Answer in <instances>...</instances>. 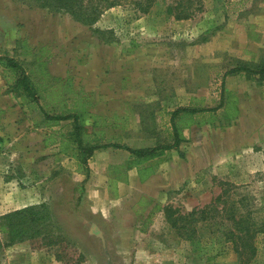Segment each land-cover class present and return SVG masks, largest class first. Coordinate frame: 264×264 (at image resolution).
<instances>
[{
    "label": "rangeland",
    "instance_id": "rangeland-1",
    "mask_svg": "<svg viewBox=\"0 0 264 264\" xmlns=\"http://www.w3.org/2000/svg\"><path fill=\"white\" fill-rule=\"evenodd\" d=\"M10 1L29 8L20 0ZM200 1L195 14L181 21L167 13L171 0H158L145 15L127 5L112 8L95 25L76 32L57 54L80 57L98 54L99 48L115 54H163L161 69L153 70L154 97L171 104L176 92L180 94L176 101L181 103L194 94L204 96V104L216 111L201 116L199 123L209 121L211 129L220 130L225 150L233 152L218 163L214 174L201 173V185H186L165 207L186 215L202 210L227 190V196L244 205L242 212L260 221L264 218V78L249 79L242 72L229 71L242 66L252 69L259 59L264 61V0ZM7 3L0 0V21L9 18ZM45 11L56 19L68 18ZM21 46L17 43L14 50L1 54L12 52L17 57ZM16 61L22 66V61ZM54 80L47 85L51 90L43 95L40 108L18 112V125L28 118L32 128L45 127L49 124L41 111L51 115L65 104L71 107V100L64 101V81L70 80L59 84ZM10 91L23 94L21 89ZM237 92H241L239 96ZM84 98L86 102L88 97ZM221 103L224 106L218 109ZM237 110L242 118H236L235 128L226 134ZM191 119L181 116L179 126ZM18 131L0 129V264H240L227 240L229 223L221 213L205 219L197 214L183 229V223H178L176 232L162 215L155 216L145 233L138 232L143 228L142 216H130L124 228L114 229L89 213L84 193L90 171L87 168L86 175L82 155L74 156L70 133L67 137L49 135L43 141L45 148L28 146L19 152L10 145L16 142L12 137ZM57 138L60 144L50 148L52 142L58 143ZM14 148L16 155L9 152ZM141 207L148 210L144 204ZM220 208L217 204L218 211ZM93 226L103 241L93 234ZM254 245L255 255L247 264H264V232L257 234Z\"/></svg>",
    "mask_w": 264,
    "mask_h": 264
},
{
    "label": "crops",
    "instance_id": "crops-1",
    "mask_svg": "<svg viewBox=\"0 0 264 264\" xmlns=\"http://www.w3.org/2000/svg\"><path fill=\"white\" fill-rule=\"evenodd\" d=\"M5 7L9 18L6 22L0 21V55L22 43L17 57L12 52L6 56L22 61L25 73L33 80L50 86L52 79H69L72 88L78 89L82 97H88L87 111L107 118L103 128H100L104 145L117 144L133 150L170 145L171 115L174 111L190 105L193 108L194 104L200 103L203 109H211L207 102L204 104V96L197 94L192 95L187 103L176 101L180 95L178 92L171 104L163 97H154L157 84L153 81V70L157 67L159 72L158 69H161L163 54H115L110 49L105 51V48H99L98 54H80V57L79 54H57L60 46L76 32L89 27L68 18L56 19L43 9L18 6L10 0ZM59 24L60 28L56 27ZM26 52L29 55H25ZM240 93L237 92L236 96ZM45 94L46 91L40 96ZM244 99L242 94V102ZM40 102L41 99L35 105L24 94L11 93L9 85L0 76V129H19L17 136L12 137L16 142L10 144L19 152L25 151L28 146L45 148L43 141L49 135L62 137L71 132V121L32 128V121L25 118L23 123L17 124L15 116L18 112L28 113L38 109ZM179 117L175 119L177 125ZM236 118L240 120L242 112L238 111ZM199 119L200 114L192 115L191 122L182 126L185 142L180 143L178 148L165 150L137 167H128L133 159L122 149L104 147L93 151L87 161L90 172L84 193L89 213L107 221L114 229L124 228L125 219L130 216H142L144 222L143 228L138 230L140 233L147 232L155 216L162 215L164 218L162 209L169 198L179 197V190L186 185H201V173L205 176L214 174L220 162H225L233 154L232 150H225V139L221 136L224 134L211 129L210 124L199 123ZM235 119L226 134L235 128ZM86 127L90 130V121ZM59 140L57 138V142ZM59 144L52 142L50 148ZM15 148L9 151L13 155H16ZM143 204L148 206V210L141 207Z\"/></svg>",
    "mask_w": 264,
    "mask_h": 264
},
{
    "label": "trees",
    "instance_id": "trees-1",
    "mask_svg": "<svg viewBox=\"0 0 264 264\" xmlns=\"http://www.w3.org/2000/svg\"><path fill=\"white\" fill-rule=\"evenodd\" d=\"M22 4L29 8L45 9L52 13H59L66 15L70 20L79 23L83 26L91 27L95 25L104 12L119 6H129L131 9L139 14L145 15L154 6L158 0H20ZM201 3L200 0H171V4L167 7V13L173 15L176 21L190 19L197 11V6ZM0 71L6 84L10 89H21L25 98L29 99L30 103L38 104L41 93H47L49 89L46 87L47 83L39 84L31 76L25 73L23 67L15 59L0 55ZM242 72L249 79L264 78V61H259L253 66L252 69L246 66L234 68L229 71V74ZM57 84L63 80H54ZM45 88H44V87ZM66 88L65 100H71L73 103L71 107L66 104L62 108L53 111L51 115L44 111L41 113L44 116L47 124L56 125L61 121H71V132L69 134V142L74 148V156L76 154L82 155L81 164L86 167V163L93 151L104 148L113 147L126 151L133 159L128 164V167H137L146 161L161 155L165 150L176 149L180 143L185 142L182 136V126L175 123L176 117L192 116L200 114L201 116L207 113H213L216 109H203L202 104L191 105L188 108H179L171 115L172 124V144L166 146H157L153 148H143L133 150L120 145H104L102 144L103 136L100 128L106 123V118L93 115L87 111L89 102H85V98L81 96V92H73L70 82L64 81ZM68 86V87H67ZM68 89V90H67ZM224 91V90H223ZM69 92V93H68ZM54 94H52L53 96ZM237 101V100H236ZM237 103V102H236ZM224 103L218 106V109L223 108ZM40 108V107H39ZM238 115V110L231 120L233 121ZM179 117V119H180ZM90 121V130L87 129V122ZM204 124H210L206 121ZM179 126V127H178ZM180 157L182 155L180 154ZM87 175V167H86ZM88 176H86L87 178ZM143 179V178H140ZM227 190H222L221 194L217 196L208 206L202 210H192L188 214H181L178 210L171 206H166L162 209L164 218L169 226L176 232L178 223L190 222L198 214L201 219H205L211 213L224 214L225 220L229 223V229L226 232L227 240L229 241L233 252L236 254L240 264H247L255 255L254 240L259 233L264 232V218L256 221L250 213L242 212L244 206L239 201L232 200ZM217 204L221 205L220 210H217ZM19 214L18 212L15 214ZM4 231V228L2 229Z\"/></svg>",
    "mask_w": 264,
    "mask_h": 264
},
{
    "label": "water",
    "instance_id": "water-1",
    "mask_svg": "<svg viewBox=\"0 0 264 264\" xmlns=\"http://www.w3.org/2000/svg\"><path fill=\"white\" fill-rule=\"evenodd\" d=\"M92 232H93V234H95L96 236H98L100 238V240L103 241V237H102L101 232L95 226L92 227Z\"/></svg>",
    "mask_w": 264,
    "mask_h": 264
}]
</instances>
